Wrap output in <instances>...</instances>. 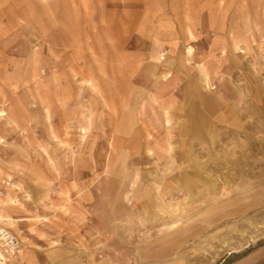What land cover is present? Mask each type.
<instances>
[{
	"label": "rangeland",
	"instance_id": "1",
	"mask_svg": "<svg viewBox=\"0 0 264 264\" xmlns=\"http://www.w3.org/2000/svg\"><path fill=\"white\" fill-rule=\"evenodd\" d=\"M179 1L0 6L3 264H264V0Z\"/></svg>",
	"mask_w": 264,
	"mask_h": 264
},
{
	"label": "crops",
	"instance_id": "2",
	"mask_svg": "<svg viewBox=\"0 0 264 264\" xmlns=\"http://www.w3.org/2000/svg\"><path fill=\"white\" fill-rule=\"evenodd\" d=\"M179 2L181 3V13H182V10L185 13V19H183L182 21L192 22L193 19L197 20L196 16H197V14L199 15V13L201 11L199 9L202 6H204V5L201 4V5H198L199 7H197V5L195 4V2L193 0H181ZM201 2H205V0L204 1L200 0L199 3H201ZM210 2L219 7V9H217V7H216V10H215L216 12L210 10V16H212L211 18H213L215 21L218 20L220 22V25H225V24L230 23L231 21H233V19L235 18L233 16L228 18L227 15H224V16L221 15L220 17H219V15H217L218 10L219 11H223V9L225 7L224 5H226L227 3L231 2L230 0H210ZM254 2H255V0H245V1L243 0L244 5H246V7H247V9L249 11H253L254 10ZM206 3L208 4V0H206ZM20 4H21V0H0V6L4 7V10H6L7 12H9V11L12 12L13 9L15 8V6L16 5H20ZM233 5L234 4L232 2L229 4L230 10H231ZM228 12H229V10H227V13ZM206 13L203 12V14L205 16H206ZM207 14H209V13H207ZM191 15H195V16L193 17ZM210 16L208 15L209 18H210ZM192 28H193V26H191L190 24L189 25H187V24L185 25V35L186 36H189V35L193 36ZM188 48H191V46H189ZM188 48H187V50H188ZM200 71H201V69H200ZM202 77H203V75H202Z\"/></svg>",
	"mask_w": 264,
	"mask_h": 264
},
{
	"label": "built area",
	"instance_id": "3",
	"mask_svg": "<svg viewBox=\"0 0 264 264\" xmlns=\"http://www.w3.org/2000/svg\"><path fill=\"white\" fill-rule=\"evenodd\" d=\"M17 247V242L13 235L6 229H0V250L2 252H11Z\"/></svg>",
	"mask_w": 264,
	"mask_h": 264
},
{
	"label": "bare ground",
	"instance_id": "4",
	"mask_svg": "<svg viewBox=\"0 0 264 264\" xmlns=\"http://www.w3.org/2000/svg\"><path fill=\"white\" fill-rule=\"evenodd\" d=\"M191 50V49H190ZM201 71H202V75H203V78H204V80L208 83V75H207V72L205 71V69L204 68H202L201 69ZM3 219H5V218H3ZM3 219H1V217H0V220H2L3 221ZM12 254V253H11ZM5 256H6V254H5ZM5 256L3 255V253H2V251L0 250V264H3V261L6 259L5 258ZM15 256V255H14ZM8 260V259H7ZM5 262H7V261H5Z\"/></svg>",
	"mask_w": 264,
	"mask_h": 264
},
{
	"label": "trees",
	"instance_id": "5",
	"mask_svg": "<svg viewBox=\"0 0 264 264\" xmlns=\"http://www.w3.org/2000/svg\"><path fill=\"white\" fill-rule=\"evenodd\" d=\"M240 256H241L240 254H233L232 256L227 257L226 262L223 264H231V263L235 262L236 260H238L240 258Z\"/></svg>",
	"mask_w": 264,
	"mask_h": 264
}]
</instances>
